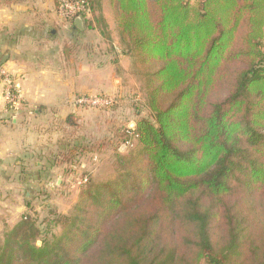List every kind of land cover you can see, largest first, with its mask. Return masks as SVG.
Wrapping results in <instances>:
<instances>
[{"label":"trees","instance_id":"trees-1","mask_svg":"<svg viewBox=\"0 0 264 264\" xmlns=\"http://www.w3.org/2000/svg\"><path fill=\"white\" fill-rule=\"evenodd\" d=\"M90 4L83 22L110 41ZM108 5L149 118L122 131L113 174L86 178L69 215L9 227L0 264H264V0ZM86 139L63 138L50 166Z\"/></svg>","mask_w":264,"mask_h":264},{"label":"crops","instance_id":"crops-1","mask_svg":"<svg viewBox=\"0 0 264 264\" xmlns=\"http://www.w3.org/2000/svg\"><path fill=\"white\" fill-rule=\"evenodd\" d=\"M96 1L110 41L93 19L71 28L58 17L56 0H0V65L20 79L22 96L16 109H8L0 85V184L7 186L0 197H18L23 187L44 174L48 181L57 177V184L70 180L67 166L51 167L50 158L66 141L63 138L83 140L85 108L77 107L75 99L125 96L113 69L128 70L130 59L121 53L113 17L110 21L103 1ZM70 117L75 127L68 126ZM97 124V119L88 122V130Z\"/></svg>","mask_w":264,"mask_h":264},{"label":"rangeland","instance_id":"rangeland-1","mask_svg":"<svg viewBox=\"0 0 264 264\" xmlns=\"http://www.w3.org/2000/svg\"><path fill=\"white\" fill-rule=\"evenodd\" d=\"M102 1L110 21H113L114 17L107 1ZM262 50L264 51V41ZM122 64L127 67V62H122ZM109 72L111 71H105V73ZM113 72L114 76H118L120 79L123 96H125L121 98L108 96L114 101L112 107H108V109L85 108V113L83 112V136L87 138L88 142L90 141L92 149L75 154L67 166V172H65L71 177L70 180L66 177L60 184H57L55 180L57 177L48 181L44 174L40 181L23 187L22 194L18 197L12 196L9 199L4 198V196L0 197V242L5 231L16 224L23 215L31 216L38 223L49 217L50 211H54L56 214L69 215L77 202L84 179L92 178L99 181L113 174L115 169L114 149L120 143L118 136L124 129L133 128L139 118H149V114L143 106L144 101L138 90L136 77L131 73V67L123 71L116 66ZM83 97L99 98L106 96L83 95ZM96 119L99 120V125L97 124L95 130H90V128L88 130V122ZM129 149L130 147L120 146L119 153L127 155ZM6 189L7 186L4 188L3 184H0V192H4ZM10 207L21 208V211L13 212ZM42 227H46V225H42ZM54 231L57 233L59 229L55 228Z\"/></svg>","mask_w":264,"mask_h":264},{"label":"built area","instance_id":"built-area-1","mask_svg":"<svg viewBox=\"0 0 264 264\" xmlns=\"http://www.w3.org/2000/svg\"><path fill=\"white\" fill-rule=\"evenodd\" d=\"M57 15L68 21L71 18L86 20L91 17L90 0H58ZM0 85L3 88V99L8 109H16L21 103L20 79L0 65ZM114 101L110 97L87 98L78 97L75 100L77 107L103 109L111 107ZM83 182V179H82ZM86 179H84V183Z\"/></svg>","mask_w":264,"mask_h":264},{"label":"water","instance_id":"water-1","mask_svg":"<svg viewBox=\"0 0 264 264\" xmlns=\"http://www.w3.org/2000/svg\"><path fill=\"white\" fill-rule=\"evenodd\" d=\"M75 22H76L77 26H79L81 24V20L80 19H76Z\"/></svg>","mask_w":264,"mask_h":264}]
</instances>
